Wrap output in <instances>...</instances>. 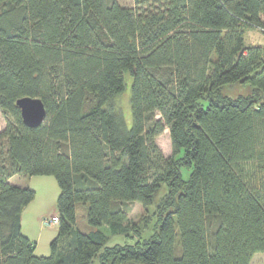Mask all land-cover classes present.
<instances>
[{"label": "trees", "instance_id": "1", "mask_svg": "<svg viewBox=\"0 0 264 264\" xmlns=\"http://www.w3.org/2000/svg\"><path fill=\"white\" fill-rule=\"evenodd\" d=\"M247 28L264 35V0H0V264H250L264 252V44H246ZM125 73L130 128L112 105ZM234 83L250 94L225 95ZM23 96L44 104L35 127ZM14 174L57 181L47 256L21 231L35 190ZM158 194L144 236L128 213ZM103 228L138 239L110 245Z\"/></svg>", "mask_w": 264, "mask_h": 264}, {"label": "rangeland", "instance_id": "2", "mask_svg": "<svg viewBox=\"0 0 264 264\" xmlns=\"http://www.w3.org/2000/svg\"><path fill=\"white\" fill-rule=\"evenodd\" d=\"M121 5L132 7L134 5V0H117ZM244 42L246 44H264V35L255 28H247L244 31ZM124 89L121 93L116 95L112 99V105L115 107L118 112L124 118V121L127 127H131L132 125V115H131V107H130V88L132 83V78L128 73L124 74ZM222 91L225 95L236 97L238 95H248L251 92V87L248 84H241V83H234V84H225L222 87ZM157 117H160L157 114ZM4 118L0 113V130L4 127ZM156 142L165 156L171 155V143L169 138L168 129L165 128L164 131L156 138ZM190 173V169L183 167L181 169V175L184 179H187ZM33 185L36 186L37 192L35 193L34 199L44 200L52 202V207L56 210V199L59 194V187L57 181L54 176L52 175H33ZM35 190V189H34ZM162 194H158L155 197L153 206L150 208L148 212H145L142 208L141 204L138 202H134L131 204V210L128 213L129 219L131 223L137 224V226L141 230L142 235H146V233H150L154 227L156 222L155 215H153V211L157 205L159 197ZM33 201V200H32ZM35 201V200H34ZM32 205V204H30ZM26 211V210H25ZM23 212V228L30 230V232L34 233V238L32 241L35 242L34 246V253L38 256H47L50 254V242L56 236L53 237L49 234L48 231L40 229L37 224L33 223V219H35V214L32 211ZM77 220H76V227L79 229L86 228V220H85V206L78 204L76 208ZM146 214V215H145ZM144 220H143V216ZM48 219V218H47ZM47 219H44L43 222H47ZM49 224V223H47ZM104 232L108 236V243L107 244H114V243H124L125 242H134L138 239L136 234H133V237H126L120 235H110L106 228H103ZM39 234V238L36 239V236ZM91 264H99L98 257H95ZM250 264H264V252H256Z\"/></svg>", "mask_w": 264, "mask_h": 264}, {"label": "crops", "instance_id": "3", "mask_svg": "<svg viewBox=\"0 0 264 264\" xmlns=\"http://www.w3.org/2000/svg\"><path fill=\"white\" fill-rule=\"evenodd\" d=\"M33 177L31 176H26V175H21V174H14L12 176L9 177V182L18 186H27L30 187L32 189H35V191L37 192V188L36 186L33 185L32 179ZM35 192V193H36ZM33 200V201H32ZM22 210L21 213V231L24 235H26L28 238H30L31 240L34 238V233L30 232V230L23 228V212L26 210L29 212L32 211L35 214V219H33V223L37 224V226L40 229L46 230L49 232V234L51 236L49 237H53L55 234H57V229H58V224L57 223H49V224H45L43 222L44 219L49 218L52 215H56L57 211L54 209V207L51 208V206L53 205L52 202L49 201H44V200H38L37 199H32ZM35 200V201H34ZM32 204V205H30ZM25 211V212H26ZM55 237V236H54ZM39 238V234L36 236V239Z\"/></svg>", "mask_w": 264, "mask_h": 264}, {"label": "water", "instance_id": "4", "mask_svg": "<svg viewBox=\"0 0 264 264\" xmlns=\"http://www.w3.org/2000/svg\"><path fill=\"white\" fill-rule=\"evenodd\" d=\"M22 121L31 127L39 125L45 118L46 111L40 98L23 96L16 100Z\"/></svg>", "mask_w": 264, "mask_h": 264}, {"label": "built area", "instance_id": "5", "mask_svg": "<svg viewBox=\"0 0 264 264\" xmlns=\"http://www.w3.org/2000/svg\"><path fill=\"white\" fill-rule=\"evenodd\" d=\"M58 222V216L57 215H52L47 219V222L44 221L45 224L47 223H57Z\"/></svg>", "mask_w": 264, "mask_h": 264}]
</instances>
